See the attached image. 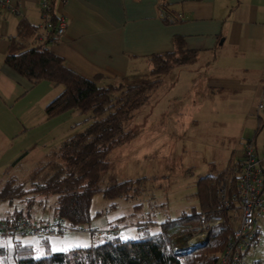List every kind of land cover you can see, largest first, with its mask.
Instances as JSON below:
<instances>
[{"label": "trees", "instance_id": "trees-1", "mask_svg": "<svg viewBox=\"0 0 264 264\" xmlns=\"http://www.w3.org/2000/svg\"><path fill=\"white\" fill-rule=\"evenodd\" d=\"M57 1L49 0V16L54 27L58 23ZM0 5H5L4 0H0ZM161 15L166 24L173 19L166 6L162 7ZM39 35L37 26L21 20L17 36L9 40L5 67L32 88L47 83L62 89V93L46 107L48 119L73 113L86 117V120L75 126L63 145L51 153L46 163L29 172L26 179L18 177L23 172L22 159L26 154L4 173L0 205L7 204L16 209L1 222L42 231L48 225L61 222L66 228L57 231L54 237L44 232L40 236L27 232L15 235L11 241L0 240V264H218L229 236L237 227L236 218L240 211V179L234 159L222 171L212 164L208 173L195 182L192 199L197 201L198 207L176 220H167L158 233L151 230L157 224H141L138 240L123 242L120 237H114L98 246L67 253L50 252L51 239L67 232H81L90 225L91 204L95 196L101 195L111 203L110 209L115 210L118 200L129 201L142 194L144 186L149 183L147 179L113 183L106 189L101 186L110 170V156L137 139L133 128L135 115L148 106L164 82L156 80L135 86L122 84L101 88L97 85L103 80L101 76L94 80L85 79L69 70L65 61L47 45H33ZM48 35L50 39L54 34L50 32ZM196 61L195 53L154 58L149 61L150 76L166 77L175 70L192 67ZM259 119L261 131L264 119ZM80 126L85 127L84 132L76 131ZM51 197L56 199L53 221L34 219L35 208L40 203L43 206V202L47 203ZM215 222L219 224L203 230ZM202 234L208 235L206 242L190 249L189 243ZM23 237L39 239L42 257H37L36 247L21 241Z\"/></svg>", "mask_w": 264, "mask_h": 264}, {"label": "crops", "instance_id": "crops-1", "mask_svg": "<svg viewBox=\"0 0 264 264\" xmlns=\"http://www.w3.org/2000/svg\"><path fill=\"white\" fill-rule=\"evenodd\" d=\"M4 1L5 5H0V185L6 170L24 154L22 170L31 160L34 168L39 167L34 165L38 161L46 163L70 137L77 117L69 113L62 118L63 141H57L59 147L51 148L53 132L46 131L50 124L43 123L44 110L62 89L47 83L32 88L4 65L9 40L17 36L21 20L40 29L33 45H47L69 70L85 79L101 76L103 80L97 83L101 88L146 82L151 77L149 61L154 58L195 53L196 65L184 68L195 73L205 68L194 70L202 57H210L215 63L226 56L242 60L243 72L257 79H251L252 83L243 79V83L237 77H220L211 81L210 89L234 95L251 93L261 102L264 0H58L56 15L65 16L69 24L59 42L49 39L44 28L40 8L43 0ZM163 6L173 18L169 24L162 19ZM211 63L207 61V70L214 68ZM253 140L247 141L243 150ZM21 241L38 245L30 237Z\"/></svg>", "mask_w": 264, "mask_h": 264}, {"label": "rangeland", "instance_id": "rangeland-1", "mask_svg": "<svg viewBox=\"0 0 264 264\" xmlns=\"http://www.w3.org/2000/svg\"><path fill=\"white\" fill-rule=\"evenodd\" d=\"M202 58L194 69L204 66L200 73L176 70L170 77H150L146 81L160 80L166 84L148 107L135 115L133 128L137 139L109 158L110 170L101 188L106 189L113 183L147 179L149 183L144 186L142 194L129 201L118 200L115 210L110 209L111 203L101 195L95 196L91 204L90 225L81 232H67L51 239L50 252L67 253L98 246L114 237H120L123 242L138 240L141 224H157L151 230L158 233L167 220H176L198 207L197 201L192 199L195 182L208 173L212 164L220 171L226 170L230 161H235V157L242 153L247 141L257 136L258 148L264 144V128L259 131L262 128L259 118H264L258 111L260 99L251 93L234 95L210 89L211 81L220 77H237L243 83V79L252 83L251 79L257 78L243 72L240 59L226 56L215 63L210 57ZM207 61H212L214 68L207 70ZM45 110L43 123L50 124L46 131L53 132L51 148L55 149L59 147L57 141H63L65 128L62 118L67 115L48 119ZM74 120L76 126L82 124L86 117L77 115ZM76 131L84 132L85 127L80 126ZM45 153L39 156L43 157ZM32 162L23 165L20 173L23 180L35 169ZM39 163L34 165H42ZM46 202L35 208L34 219L53 220L56 199L51 197ZM15 209L7 204L0 205V220L13 214ZM207 237V234L197 236L195 248L204 244ZM34 238L38 242L35 246L37 257H42L39 239ZM190 243L188 247L193 249ZM255 263L264 264V221L259 225L258 249L243 257V264Z\"/></svg>", "mask_w": 264, "mask_h": 264}, {"label": "built area", "instance_id": "built-area-1", "mask_svg": "<svg viewBox=\"0 0 264 264\" xmlns=\"http://www.w3.org/2000/svg\"><path fill=\"white\" fill-rule=\"evenodd\" d=\"M40 8L45 30L48 33L53 32L54 41L59 42L68 31V20L65 16H59L58 23L54 27L49 16L51 13L49 0H43ZM11 11L15 13V10ZM258 111L264 115V92ZM236 165V174L240 179V211L236 218L237 227L229 236L227 248L218 264H241L244 254L252 249L257 250L259 247V225L264 221V144L258 148L256 140L247 143ZM218 224L215 222L203 230L207 231L208 228ZM63 229L64 224L61 222L44 227V231L37 228L29 229L25 225L12 227L0 222V240L11 241L15 235L27 232H32L36 236H40L44 232L48 236L54 237L57 231Z\"/></svg>", "mask_w": 264, "mask_h": 264}, {"label": "bare ground", "instance_id": "bare-ground-1", "mask_svg": "<svg viewBox=\"0 0 264 264\" xmlns=\"http://www.w3.org/2000/svg\"><path fill=\"white\" fill-rule=\"evenodd\" d=\"M0 222H1V220H0ZM64 224V231H65V228H66V224L65 223H63ZM62 231V230H61ZM197 245V242L196 241H192L191 243H190V246L191 247H195Z\"/></svg>", "mask_w": 264, "mask_h": 264}, {"label": "water", "instance_id": "water-1", "mask_svg": "<svg viewBox=\"0 0 264 264\" xmlns=\"http://www.w3.org/2000/svg\"><path fill=\"white\" fill-rule=\"evenodd\" d=\"M197 242V241H196ZM199 247H201V246H199ZM191 248H193L192 250H194V249H196L195 247H191ZM198 248V247H197Z\"/></svg>", "mask_w": 264, "mask_h": 264}]
</instances>
